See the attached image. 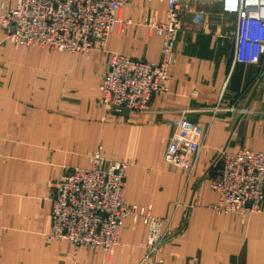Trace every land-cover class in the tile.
<instances>
[{
	"label": "crops",
	"instance_id": "1",
	"mask_svg": "<svg viewBox=\"0 0 264 264\" xmlns=\"http://www.w3.org/2000/svg\"><path fill=\"white\" fill-rule=\"evenodd\" d=\"M0 1L9 10L18 0ZM123 1L119 16L131 25L87 55L23 48L0 26V264H264V203L252 215L218 212L208 173L223 149L264 154V67L233 65L235 17L218 3L192 2L181 13L167 95L143 114L112 116L100 103L110 55L157 63L161 40L143 19L163 21L168 8ZM195 11L210 12L211 24L194 25ZM174 133L200 146L190 174L165 163ZM99 148L128 163L126 201L180 230L150 259L142 218L124 220L111 257L47 240L60 175L91 168Z\"/></svg>",
	"mask_w": 264,
	"mask_h": 264
},
{
	"label": "built area",
	"instance_id": "2",
	"mask_svg": "<svg viewBox=\"0 0 264 264\" xmlns=\"http://www.w3.org/2000/svg\"><path fill=\"white\" fill-rule=\"evenodd\" d=\"M166 1L165 20L158 21L150 15L143 19V25L161 40L157 63L110 55L100 86V103L112 116L143 114L156 95H167L169 71L175 63V49L184 26L181 13L183 8L193 10L189 6L192 2L218 3L223 15L235 17L233 65L264 67V0ZM124 3L123 0H18L16 7L4 10L0 1V26L8 41L20 47L87 55L104 47L112 33L122 35L131 25L119 16ZM190 14L194 25L211 24L210 12ZM229 109L236 112L235 106ZM199 147L174 133L165 163L190 174ZM91 162V168L66 169L60 175L52 199L48 242L67 241L76 248L98 249L111 257L120 243L124 220L132 217L136 222L142 218L147 227L146 259L154 257L180 230H171L172 219L154 217L150 209L126 201L128 163L107 158L101 148L93 154ZM208 173L210 187L219 195L214 206L218 212L252 215L262 211L264 154L249 149L233 152L223 149Z\"/></svg>",
	"mask_w": 264,
	"mask_h": 264
}]
</instances>
